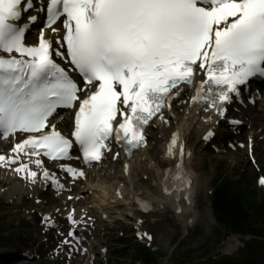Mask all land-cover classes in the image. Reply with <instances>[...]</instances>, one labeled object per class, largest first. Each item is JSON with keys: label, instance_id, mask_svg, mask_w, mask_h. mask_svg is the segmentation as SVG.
Masks as SVG:
<instances>
[{"label": "snow or ice", "instance_id": "snow-or-ice-1", "mask_svg": "<svg viewBox=\"0 0 264 264\" xmlns=\"http://www.w3.org/2000/svg\"><path fill=\"white\" fill-rule=\"evenodd\" d=\"M41 13L46 23L38 44H28L26 34ZM197 65L206 77L201 81ZM257 77L264 78V0H0V139L15 141L0 154V167L63 191L44 158L61 162L75 183L114 144L113 160L120 150L130 158L146 143L145 126L154 118L168 123L165 110L171 112L174 98L186 102L180 98L185 87L194 90L190 116L224 118L228 105L244 103L242 88ZM60 109L74 110L69 136L54 122ZM213 136L210 130L204 140ZM179 140L174 134L168 157ZM185 155L181 142L180 160L164 176L166 194L190 187ZM73 159L83 167L64 163ZM67 220L61 243L80 244L75 226L87 221L75 219V209ZM42 223L56 227L48 216Z\"/></svg>", "mask_w": 264, "mask_h": 264}, {"label": "rangeland", "instance_id": "rangeland-1", "mask_svg": "<svg viewBox=\"0 0 264 264\" xmlns=\"http://www.w3.org/2000/svg\"><path fill=\"white\" fill-rule=\"evenodd\" d=\"M256 110L257 109H255V111ZM255 111L253 112V114H255ZM173 119L175 121L176 117H174ZM170 123L172 124V122ZM259 125L260 121L256 126L252 127V129H255L256 131L258 129L264 128V124H261L260 127L257 128ZM171 127H173V125L169 126V128ZM161 132L156 131L152 133V140L149 143L150 148H147L148 150L145 149V152L143 151L144 155H142V158L145 155L147 156L144 157V159H146V163H144L142 167H138V178H136V181L134 180V185H137L140 189L138 190V192L146 190L151 191L152 193H156L157 188L155 186L157 184V169H155V166L157 164L160 167L162 166V163H160L162 159L161 155H163L162 145L166 141L163 137V133ZM161 138H163L164 141L162 142V145L159 146V141ZM195 138L198 142V136H195ZM257 138L254 140V159L256 160V167L258 168V171L256 168H253L252 165H250L243 150H236L235 152H232L227 150L225 147L221 148L219 146L221 148V152L218 154H213L207 149H202L196 151L195 156H192L193 162L190 168L199 177L194 196L193 213L195 216L193 218L195 224L192 231H188L187 234H184L180 225L171 217L172 213L169 209L161 212L160 214L155 212L150 213L147 216H143L140 213H134L133 215L129 216L126 215L127 212L125 213L126 208L124 209V206H120L116 209H112V211L110 212L111 221H114L116 223L112 225L109 222L103 223V226L100 225L101 227L98 226L99 234L95 239V243L98 238L99 241L108 246L107 259L109 260V262L107 263L105 259H95L93 262L92 260H88L85 264H136V262H133L131 258V255H133L134 249L136 247V244L131 240L132 237L130 234L129 226L132 222L131 218H141L144 220L142 230L152 234L153 236V242L150 245V250H160L162 253H164L165 257L159 258L157 260V264H212L214 261L226 256L238 258L240 251L245 250L244 248L246 244H249L252 248L255 244H257L254 240L237 239L236 237L232 236L228 237L222 230L215 228L214 222H212L213 219H211L210 197L208 196V192L212 190L213 180L217 176L219 178L230 177L235 179L236 176L243 171L250 175H253V172H255L256 177L258 173L264 175V135ZM138 154L140 157V153ZM191 154H194V152ZM151 155L155 157V161L151 160ZM194 157L196 159H194ZM142 158H138L141 164L143 162L141 160ZM165 167L166 166L163 165V168ZM112 169V171L119 173V164L116 163L112 165ZM145 169L146 172H144ZM108 174H111L110 170L108 171ZM116 177L119 178L118 174H115V176L109 177L106 180L100 179L98 181V185L101 184L103 188L106 187L109 192L112 193L116 182H121V184L122 182H124V180H119V182L115 179ZM107 189L105 190L107 191ZM130 191L131 187L126 186L125 194H130L131 196ZM14 196L17 195L11 194L9 199L6 198L5 195L0 197V226H3V229H10V231L8 230L5 235H12L14 233V237L17 238L20 234H22V232L24 233L25 230H20V228L16 230V227L18 228V225L21 221H27L26 224H28L30 227L31 235H37V240L38 238H40V240H38L40 244L45 242L48 243V241L43 237L44 231L41 230V228L37 224L39 220V214L41 213V211L48 210V207H45L46 205L43 201L40 205H37L36 203H34V198L27 197L26 195H23L20 201ZM43 198L46 203H49L50 210L55 209V204L49 202L46 195H44ZM58 203L61 205L60 202ZM38 208L40 209L37 211ZM167 216L171 218L169 219ZM125 230L129 232H125ZM121 233L123 234L120 235ZM120 236H122L121 239ZM231 239L238 244V247L236 248V251L234 253L232 252L235 250V246L229 243L227 244V242ZM223 248V251L225 253L232 254H223ZM39 250L43 253L42 249ZM258 252L261 255H264V249H259ZM28 264L51 263L47 262L46 258L42 257L38 260H35L33 263Z\"/></svg>", "mask_w": 264, "mask_h": 264}, {"label": "bare ground", "instance_id": "bare-ground-1", "mask_svg": "<svg viewBox=\"0 0 264 264\" xmlns=\"http://www.w3.org/2000/svg\"><path fill=\"white\" fill-rule=\"evenodd\" d=\"M189 109H190V106H188V104H186L184 106V108L181 107V109L177 108L174 105L172 107V110L170 113L167 110L165 111V117L169 122L168 124L167 123L162 124L161 121L160 122H153V125L156 126L157 130L160 132L162 131L161 133H163V137L166 140L163 143V145H162V142L164 141V139L161 138L159 141L160 142L159 146L162 145V149H163L162 154L163 155H162V159L160 161V163H162V166L160 167V166H158V164L155 166V169H157V176H156L157 184L155 186L157 188L156 193H152L151 191H146V190L142 191V192H138V190H140V189L138 188L137 185L136 186L134 185L136 178H138L137 177L138 167H142L144 165V163H146V159H144V157L146 155L142 158V155H144L143 153L146 150H148L146 148V150L144 149L145 151L144 150L138 151L133 156V158L131 160H129V163H128L129 164V170H128L127 175H125L122 172V170L118 173L119 178L116 177L115 179L118 181L124 180V182H122L123 185L121 184L120 181H119L120 183L116 182L112 193H110L106 187H104V188L100 187V185H98V183H96V184L87 185L89 187L77 189L75 191L76 194L74 196H76L78 194L83 195L85 203L89 204V205L95 204V206H91V209L92 208H93V210L99 209L100 211H102V215H106V214L110 215V212L112 211V209L118 208L120 206H124V209L126 208L125 211L127 210L126 215H129V216L132 215V213L135 210L140 209L141 206H140V203L138 202V197H140L141 199L149 200L151 202V206L149 208H151L152 211H154V212H158V211H161V210H164L167 208L173 210L176 221L181 226V228L183 230L188 229L194 223V218H193L195 216L193 213L194 212V210H193V208H194L193 207L194 196H195L196 185H197L198 180H199V177L190 168L192 166V162H193L192 156H195V155L191 154V153H193V152H191V150L193 148L189 144L191 142V139H194L193 136L195 134L198 135V134H200V132H203V134H202V137H203L204 133L208 129L214 127L215 122H216V120L206 119L207 116H205V115L199 114V115H191L190 116ZM259 111H261V110H259ZM166 112H168V113H166ZM61 117H63V120L60 121V123L65 124L66 116L63 115ZM174 117H176L175 121L173 119ZM263 118H264V113H260V112H258V110L255 111V114L250 115V119L253 120V122H252L253 127L256 126L258 124V122L261 121ZM56 120L54 121L55 123H56ZM154 121H156V119ZM170 122H172V124ZM171 125H173V127L169 128V126H171ZM251 129H252V127H251ZM215 130H217V129H215ZM176 133H179L180 140L177 142L178 144H177L176 148L174 149L175 156L170 158V157L165 155V148L171 142L173 135ZM181 142H183L186 145L185 152L190 153V155H185V157L183 158V169L186 171L187 176L190 177V180H191L190 187H188L186 191L173 190V191H171L170 194H166L164 191V187H165L164 176H165L167 170L168 169H174L175 165L180 160L179 152H180ZM201 143H202V141H201ZM193 144H195V143H193ZM194 147H195V145H194ZM138 153H140V157L142 158L141 159L143 161L142 164L138 160V158H140ZM150 157H151L152 161H155V157H153L152 155ZM194 159H195V157H194ZM163 165H165L166 167L163 168ZM144 172H146V169ZM97 178H98V176H97ZM103 178H104V180L107 179L106 176H104ZM121 178H123V179H121ZM0 179H1V181H4L5 184L11 185V186H9L7 193L5 194L6 196H10V194L19 195L23 191L22 185H17L12 174L2 173ZM37 183H35V184H37ZM121 185H122V187H124V186L131 187V191H130L131 196H130V194L126 195L122 191V187H121L122 198H125V199L122 200V198H121L120 200H117L114 197V191L117 187L120 188ZM105 189H107V191ZM154 195H158V196H154ZM185 197H187V198H185ZM234 243H233V241L229 242V244L235 246V250H236L237 244L236 243L234 244ZM223 250H224V248L222 249V252L224 254H231V253H225Z\"/></svg>", "mask_w": 264, "mask_h": 264}, {"label": "trees", "instance_id": "trees-1", "mask_svg": "<svg viewBox=\"0 0 264 264\" xmlns=\"http://www.w3.org/2000/svg\"><path fill=\"white\" fill-rule=\"evenodd\" d=\"M212 213L218 225L227 232L240 236L264 239V196L252 187V180L245 175L237 183L222 182L213 194ZM135 259L143 264L155 262L146 250H137ZM253 264H263V259ZM263 262V263H262ZM217 264H237L223 259ZM245 264V263H238Z\"/></svg>", "mask_w": 264, "mask_h": 264}]
</instances>
